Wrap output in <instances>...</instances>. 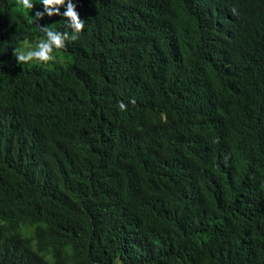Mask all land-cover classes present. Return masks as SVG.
<instances>
[{"label":"trees","instance_id":"1","mask_svg":"<svg viewBox=\"0 0 264 264\" xmlns=\"http://www.w3.org/2000/svg\"><path fill=\"white\" fill-rule=\"evenodd\" d=\"M73 3L17 63L63 18L0 0V264H264V0Z\"/></svg>","mask_w":264,"mask_h":264},{"label":"clouds","instance_id":"2","mask_svg":"<svg viewBox=\"0 0 264 264\" xmlns=\"http://www.w3.org/2000/svg\"><path fill=\"white\" fill-rule=\"evenodd\" d=\"M18 3L25 10L31 11L35 10L37 7L35 4L37 3L43 6L42 11L37 7L38 10L32 16L33 22L43 19L45 15L48 17L58 15L63 18V24L57 27H49L48 24L44 26L37 24L42 36L35 43H29L26 40L23 45L14 49L17 63L47 64L56 62L60 53L67 50V44L79 39L84 30V21L80 19L76 10L77 5L73 3V0H18ZM61 8L64 11H61ZM128 103L135 104V98H129ZM127 109L128 104L123 100L118 102L119 111L124 112Z\"/></svg>","mask_w":264,"mask_h":264},{"label":"bare ground","instance_id":"3","mask_svg":"<svg viewBox=\"0 0 264 264\" xmlns=\"http://www.w3.org/2000/svg\"><path fill=\"white\" fill-rule=\"evenodd\" d=\"M156 2V1H155ZM176 3V2H175ZM186 5V4H185ZM188 8V7H187ZM184 9V8H183ZM175 20V19H174ZM175 22V21H174ZM176 25V24H175ZM135 26V25H134ZM177 26V25H176ZM171 27V26H170ZM172 30V29H171ZM168 32V31H167ZM172 36V35H171ZM136 37V36H135ZM138 37V36H137ZM136 39V38H135ZM193 41V40H192ZM199 41V40H198ZM197 41V42H198ZM196 42V43H197ZM102 43H104V42H102ZM117 43V42H116ZM121 43H123V42H121ZM120 48V47H119ZM129 48V47H128ZM212 48V47H211ZM258 48V47H257ZM117 50H118V48H117ZM131 50V49H130ZM213 50H215V49H213ZM217 50V49H216ZM251 50V49H250ZM124 51V50H123ZM181 51V50H180ZM241 51V50H240ZM253 51V50H252ZM244 52V51H243ZM255 52V51H254ZM101 53V52H100ZM106 54H107V52H106ZM109 54V53H108ZM117 54V53H116ZM130 54V53H129ZM245 54V53H244ZM113 56V55H112ZM59 58V57H58ZM100 59V58H99ZM118 60V59H117ZM68 61H69V59H68ZM77 61V60H76ZM71 62V61H70ZM99 62V61H98ZM120 62V61H119ZM57 63H58V61H57ZM82 63V62H81ZM90 63V62H89ZM88 63V64H89ZM65 64V63H64ZM71 64V63H70ZM97 64V63H96ZM100 64V63H99ZM117 66V65H116ZM90 67V66H89ZM111 67H112V65H111ZM119 68V67H118ZM69 69V68H68ZM134 70V69H133ZM144 72V71H143ZM142 74V73H141ZM105 75V74H104ZM116 76V75H115ZM139 77H141V76H139ZM119 78V77H118ZM167 78V77H166ZM146 79V78H145ZM102 82V81H101ZM146 82H148V80L146 81ZM110 83V82H109ZM145 83V82H144ZM114 85V84H113ZM129 86V85H128ZM113 88V87H112ZM127 88V87H126ZM148 88V87H147ZM146 88V89H147ZM140 89V88H139ZM144 89V88H143ZM97 91V90H96ZM98 93V92H97ZM137 93V92H136ZM134 95V94H133ZM137 95V94H136ZM141 95V94H140ZM139 95V96H140ZM252 97V96H251ZM142 98V97H141ZM157 99V98H156ZM246 99H248V97L246 98ZM49 100V99H48ZM97 101V100H96ZM161 104V103H160ZM113 108V107H112ZM22 109V108H21ZM105 111V110H104ZM117 111V110H116ZM21 115V114H20ZM119 116V115H118ZM26 117V116H25ZM112 117V116H111ZM157 117V116H156ZM21 119V118H20ZM103 119H104V117H103ZM109 121H110V119H109ZM105 122V121H104ZM151 122V121H150ZM129 123V122H128ZM10 125V124H9ZM22 125V124H21ZM20 125V126H21ZM139 125V124H138ZM29 126V125H28ZM132 126V125H131ZM130 125H129V127L130 128H132ZM143 126V125H142ZM19 127V126H18ZM24 127V126H23ZM146 127V126H145ZM28 128V127H27ZM147 128V127H146ZM30 129H32V128H30ZM28 130V129H27ZM26 130V131H27ZM127 131V130H126ZM136 131V130H135ZM139 131V130H138ZM149 131V130H148ZM205 131V130H204ZM203 131V132H204ZM10 132V131H9ZM140 132V131H139ZM143 132H145V131H143ZM200 132V131H199ZM198 132V133H199ZM120 134V133H119ZM134 135V134H133ZM217 135V134H216ZM41 136V135H40ZM137 136V135H136ZM208 136H209V133H208ZM139 137V136H138ZM144 137V136H143ZM207 137V136H206ZM37 138V137H36ZM40 138V137H39ZM230 138V137H229ZM83 139V138H82ZM189 139V138H188ZM219 139V138H218ZM235 139H237V138H235ZM63 140V139H62ZM13 141H15V140H13ZM28 141V140H27ZM75 141V140H74ZM224 141V140H223ZM20 142H22V141H20ZM78 142V141H77ZM128 142V141H127ZM137 142V141H136ZM233 141H231L230 143H232ZM14 143V142H13ZM74 143H76V141L74 142ZM219 143H220V141H219ZM69 144V143H68ZM35 145V144H34ZM65 145V144H64ZM70 145V144H69ZM73 145V144H72ZM138 145H140V144H138ZM214 145V144H213ZM236 145V144H235ZM186 146V145H185ZM75 147V146H74ZM137 147V146H136ZM223 147V146H222ZM221 147V148H222ZM95 148V147H94ZM104 147H102V149H103ZM225 148V147H224ZM223 148V149H224ZM239 148V147H238ZM27 149V148H26ZM81 149V148H80ZM141 149V148H140ZM17 150H18V148H17ZM25 150V149H24ZM72 150H73V148H72ZM97 150V149H96ZM108 150V149H107ZM107 150H106V152H107ZM125 150V149H124ZM201 150V149H200ZM233 150V149H232ZM244 150V149H243ZM116 151V150H115ZM230 151H231V149H230ZM240 151V150H239ZM28 152H30V151H28ZM106 152H104V153H106ZM119 152V151H118ZM139 152V151H138ZM182 152V151H181ZM213 152V151H212ZM90 153V152H89ZM133 154V153H132ZM136 154V153H135ZM139 154V153H138ZM148 154V153H147ZM195 154V153H194ZM208 154V153H207ZM236 154V153H235ZM239 154H241V153H239ZM32 155V154H31ZM90 155V154H89ZM95 155V154H94ZM114 156V155H113ZM92 157H93V155H92ZM150 157V156H149ZM212 157V156H211ZM240 157V156H239ZM243 157V156H242ZM129 158V157H128ZM27 159V158H26ZM193 159V158H192ZM139 160V159H138ZM207 160V159H206ZM97 161V160H96ZM137 161V160H136ZM142 161V160H141ZM140 161V162H141ZM191 161V160H190ZM205 161V160H204ZM203 161V162H204ZM36 162V161H35ZM98 162V161H97ZM106 162V161H105ZM202 162V161H201ZM225 162V161H224ZM235 162V161H234ZM123 163V162H122ZM135 163V162H134ZM208 163H209V160H208ZM244 163V162H243ZM36 164V163H35ZM107 164H108V162H107ZM139 164H141V163H139ZM145 164V163H144ZM152 164V163H151ZM153 165V164H152ZM107 166V165H106ZM141 166V165H140ZM168 166V165H167ZM217 166V165H216ZM243 166V165H242ZM30 167V166H29ZM129 167V166H128ZM133 167H135V166H133ZM132 167V168H133ZM142 167V166H141ZM219 167V166H218ZM227 167V166H226ZM124 168H126V167H124ZM140 168V167H139ZM154 168V167H153ZM106 169V168H105ZM27 170V169H26ZM33 170V169H32ZM115 170H117V169H115ZM125 170H127V169H125ZM129 170V169H128ZM226 170V169H225ZM236 170V169H235ZM30 171V170H29ZM140 171V170H139ZM139 171H137L138 173H139ZM227 171V170H226ZM238 171H239V169H238ZM105 172V171H104ZM159 172V171H158ZM40 174V173H39ZM142 174V173H141ZM140 174V175H141ZM222 174V173H221ZM260 174V173H259ZM30 175V174H29ZM33 176V175H32ZM36 176V175H35ZM221 176V175H220ZM242 176V175H241ZM29 177V176H28ZM143 177V176H142ZM157 177V176H156ZM206 177V176H205ZM223 177V176H222ZM259 177V176H258ZM262 177V176H261ZM135 178V177H134ZM144 178V177H143ZM125 179V178H124ZM199 179V178H198ZM123 180V179H122ZM139 180V179H138ZM142 180V179H141ZM230 180V179H229ZM30 181V180H29ZM117 181V180H116ZM130 181V180H129ZM205 181V180H204ZM239 181V180H238ZM115 182V181H114ZM139 182V181H138ZM209 182V181H208ZM113 183V182H112ZM133 183V182H132ZM148 183V182H147ZM146 183V184H147ZM202 183V182H201ZM264 183V182H263ZM117 184H119V183H117ZM139 184V183H138ZM112 185V184H111ZM115 185V184H114ZM118 186V185H117ZM126 186V185H125ZM119 187V186H118ZM128 187V186H127ZM209 187V186H208ZM229 189V188H228ZM110 190V189H109ZM130 190V189H129ZM134 190H135V187H134ZM131 191V190H130ZM226 191V190H225ZM119 192V191H118ZM219 192V191H218ZM117 193V192H116ZM120 193V192H119ZM133 193V192H132ZM126 194V193H125ZM128 194V193H127ZM131 194V193H130ZM181 194H179V196H180ZM258 196V195H257ZM106 197V196H105ZM173 197V196H172ZM210 197V196H209ZM108 198V197H107ZM135 198V197H134ZM113 200V199H112ZM210 200V199H209ZM104 201V200H103ZM114 201V200H113ZM134 201V200H133ZM157 201V200H156ZM72 202V201H71ZM143 202V201H142ZM177 203V202H176ZM180 203V202H179ZM199 203V202H198ZM116 204V203H115ZM131 204V203H130ZM258 204V203H257ZM202 205V204H201ZM239 205V204H238ZM178 206V205H177ZM222 206V205H221ZM105 207V206H104ZM103 207V208H104ZM91 208V207H90ZM151 208V207H150ZM166 208V207H165ZM172 208V207H171ZM183 208V207H182ZM196 208H198V206L196 207ZM208 208V207H207ZM206 208V209H207ZM114 210V209H113ZM152 210V209H151ZM230 210V209H229ZM172 211V210H171ZM199 211H200V209H199ZM91 212V211H90ZM108 212V211H107ZM152 212V211H151ZM197 212V211H196ZM184 213V212H183ZM103 214V213H102ZM192 214V213H191ZM214 214V213H213ZM94 216V215H93ZM115 216V215H114ZM119 216H121V214L119 215ZM242 216V215H241ZM113 217V216H112ZM151 217V216H150ZM154 217V216H153ZM202 217V216H201ZM21 218V217H20ZM168 218V217H167ZM242 218V217H241ZM101 219V218H100ZM195 219V218H194ZM103 220V219H102ZM9 221V220H8ZM25 222V221H24ZM114 222V221H113ZM121 222H122V220H121ZM195 222V221H194ZM216 222V221H215ZM11 223V222H10ZM173 223V222H172ZM198 223V222H197ZM207 223V222H206ZM12 224H13V222H12ZM27 224V223H26ZM221 225V224H220ZM11 226V225H10ZM24 226V225H23ZM44 226V225H43ZM171 226V225H170ZM155 227V226H154ZM218 227V226H217ZM221 228H222V226H221ZM221 228H220V230H221ZM17 229V228H16ZM110 229H111V227H110ZM6 230V229H5ZM25 230H26V228H25ZM29 230V229H28ZM177 230V229H176ZM152 231V230H151ZM216 231V230H215ZM12 232V231H11ZM9 233V232H8ZM118 233V232H117ZM212 233V232H211ZM4 234V233H3ZM15 234V233H14ZM16 235V234H15ZM63 236V235H62ZM215 236V235H214ZM16 237V236H15ZM37 237V236H36ZM66 237V236H65ZM124 237V236H123ZM18 238V237H17ZM2 239V238H1ZM221 239V238H220ZM21 240V239H20ZM42 240V239H41ZM59 240V239H58ZM19 241V240H18ZM24 242V241H23ZM41 242V241H40ZM15 243V242H14ZM30 243V242H29ZM42 243V242H41ZM57 243H58V241H57ZM240 243V242H239ZM50 244H52V243H50ZM210 244V243H209ZM224 244V243H223ZM40 245V244H39ZM48 245V244H47ZM22 246V245H21ZM70 246V245H69ZM190 246V245H189ZM40 247V246H39ZM232 247V246H231ZM237 247H239V246H237ZM207 248V247H206ZM46 249V248H45ZM50 249V248H49ZM189 249V248H188ZM224 249V248H223ZM231 249V248H230ZM234 249V248H233ZM60 250V249H59ZM62 250V249H61ZM165 250V249H164ZM40 251V250H39ZM42 251V250H41ZM236 251V250H235ZM60 252V251H59ZM261 252V251H260ZM195 253V252H194ZM236 253V252H235ZM76 254V253H75ZM141 254V253H140ZM233 254V253H232ZM262 254V253H261ZM48 255V254H47ZM234 255V254H233ZM263 255V254H262ZM33 256V255H32ZM171 256V255H170ZM229 256V255H228ZM132 257V256H131ZM154 257V256H153ZM222 257V256H221ZM258 257V256H257ZM69 258V257H68ZM74 258V257H73ZM135 258V257H134ZM139 258V257H138ZM67 259V258H66ZM65 259V260H66ZM75 259V258H74ZM145 259V258H144ZM178 260V259H177ZM221 260V259H220ZM264 260V259H263ZM12 262V261H11ZM173 262V261H172ZM174 262H175V260H174ZM216 262H218V261H216ZM254 262V261H253ZM264 263V262H263ZM68 264V263H67Z\"/></svg>","mask_w":264,"mask_h":264}]
</instances>
